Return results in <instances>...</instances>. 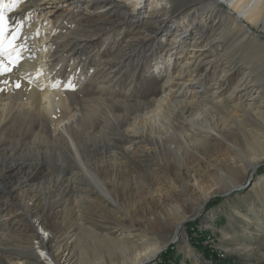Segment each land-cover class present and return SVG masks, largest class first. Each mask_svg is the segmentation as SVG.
<instances>
[{"label": "bare ground", "instance_id": "bare-ground-1", "mask_svg": "<svg viewBox=\"0 0 264 264\" xmlns=\"http://www.w3.org/2000/svg\"><path fill=\"white\" fill-rule=\"evenodd\" d=\"M186 2L180 14H193L191 19L209 17L212 25L217 23H214L217 18L226 21L227 26L213 38L227 44L224 50L219 52L210 42L203 45L202 41L193 42V49L187 55L185 40L179 42L192 31L202 36L206 24L200 27L198 22L196 25L190 20L188 26H180L173 13L159 10L156 17L153 12H146L148 22L152 19L157 23L150 37L148 27L133 31L123 42L126 52L120 51L119 56L103 60L106 50L101 45L128 23L124 19L110 20L109 14L134 4L131 9H137V16L132 22H142L146 20V14H139L144 11V0H87L86 4L82 0L4 2L8 5L4 10L5 47L8 48L12 31L19 27L14 44L20 59L12 71L0 74V131L14 123L18 132L12 142L6 137L0 138V226L7 224L9 229V238L3 235L0 242L10 244L2 247L0 264H76L74 247L80 244V235L94 233L77 222L83 218L87 206L90 214L99 209L117 218L116 213L121 211L124 218L134 220L130 207L145 208L155 202L160 178L175 173L181 178L182 173L195 172L193 163L211 151L230 150L229 166L232 165L227 176L219 174L205 185L196 177L193 179V187L199 193L195 201L199 213L216 186L223 192H234L239 187L235 184V172L255 169L264 158V135L261 134L264 131V34L253 30L258 26L264 29V0ZM28 21L32 23L28 25ZM39 23L40 27L35 28ZM162 32H172L170 43L173 45L167 48L166 60L171 63L164 70L168 76L161 97L150 105L116 97L115 101L107 99L110 91L107 88L113 85L106 82L120 77V67L134 61L141 47L152 45ZM179 48L185 52V60L177 62ZM232 50L241 59L254 58L262 70L263 76L255 88L251 85L257 82L251 80L253 71L230 67L228 53ZM209 53L212 57L206 58ZM16 55L12 53L13 61ZM224 60L229 65L222 67ZM176 62L181 66L173 77ZM176 77L179 82L173 83ZM90 85H94L93 97L86 94ZM218 111L226 117L218 115ZM244 115L259 133L245 129L242 136L249 139H243L241 148L230 139L232 133L228 131L227 119L240 123L242 120L238 119ZM120 152L126 153L129 159L147 157L149 161L143 164L146 176L134 175V168L120 160ZM207 165L213 168L211 163ZM214 167L219 173V165L215 163ZM74 169L77 173L71 172ZM41 175L46 176L40 180L43 182L33 186ZM80 181L84 186H79ZM121 186H126L129 192L120 195ZM19 188H24L22 194H16ZM185 196L194 201L186 191ZM70 199L84 209L76 210V202L73 206L65 205ZM178 208L175 204V213L179 212ZM142 217L143 227L116 222L115 237L105 238L94 233V250L104 248L101 257L113 264L148 262L165 248L159 239L165 232L166 216H161L165 224L159 225L162 233L154 239L149 236L151 223L144 219V212ZM198 230L203 231L199 227ZM176 236L179 239L178 233ZM205 241L204 238L203 243L211 250L212 246ZM216 254L223 257V253ZM95 264L103 262L95 258Z\"/></svg>", "mask_w": 264, "mask_h": 264}, {"label": "rangeland", "instance_id": "rangeland-1", "mask_svg": "<svg viewBox=\"0 0 264 264\" xmlns=\"http://www.w3.org/2000/svg\"><path fill=\"white\" fill-rule=\"evenodd\" d=\"M3 1L8 4L12 3L11 0H3ZM144 1L146 2L144 7L142 6L144 11L142 13H139L144 15L146 14L145 16L146 20L142 22L139 21L136 23H134V21L132 22V20L137 16V11H136L137 9L136 10L131 9L134 6V4L132 5L128 4L127 6H124L120 12H116L115 14H109L110 20L118 21L120 19H124V20H128V23L120 31V33L118 32L116 36L110 39L111 41L107 40V42H104V44L101 45L100 48H102L103 51L106 50L105 55L102 56L103 60H106V58H112L113 56H119L120 51L126 52L127 49L123 47L124 44L123 42L127 39L128 35L129 36L133 35L132 34L133 31H137V30L142 31L145 30L146 27H148V29H150L149 37L151 36V33L154 30V27L156 26L155 24L157 23L152 19L151 21L148 22L149 14L146 13L148 11L153 12L154 17H156L159 10H161L162 12H166L169 15L173 13V16L176 17L175 18L176 23L180 26L181 25L188 26L187 22L189 24L190 20H193L194 24L196 25H197L196 22H198V26L200 25V27L205 26L204 24H206L202 36H200V34H197V32L192 31L191 34L183 37L184 39L183 38L181 39L179 44H181L182 41L185 40L184 43H186L185 45L186 46L185 48L187 50L186 53H188L189 51H191V49H193L191 46L193 42L200 43L202 41V45L203 43L206 42L213 43L214 46L212 48L217 49L219 52L227 47V44L224 45L222 44L223 42L213 39L221 33V30L224 28V26L225 27L227 26V24H225L226 21L224 22L223 19L221 18H217L216 20L214 19L215 20L214 23L216 22L217 23L212 25L211 24L212 20L209 17H205V18L203 17L202 20L199 19V17H196L195 19L194 18L191 19L193 14H184V13L180 14L179 13L180 10L184 7V5L187 4L186 0H170V1L144 0ZM82 3L86 4L87 0H82ZM31 23L32 22L28 21V25ZM38 27H40V23L37 24L35 28ZM253 30H255V32L259 34H264V29H262L259 26L254 27ZM159 35L161 36L154 38V42L152 44L153 46L150 45L151 47L148 46L146 48L141 47V51L139 55L136 56L137 58L134 61L129 62L127 65H125L126 63H124V65L120 67V71L122 73V74L120 73V77L117 76L115 77V79H111V80L109 79L108 82H106V83L112 82L113 85L107 88V90H110L113 94L111 95V92L107 91L110 94L109 95L107 93L106 95L107 99L115 101V97H116V99H126L127 101L130 102H134V101L138 103L148 102L150 105L154 99H158L159 97H161V95L163 94L164 83L168 76L164 72V70L166 69V65L168 64L170 65L171 63V60H166L167 58L166 53L170 47L169 45L170 44L173 45L172 43H170L173 41V34L172 32H166V33L162 32ZM107 43H112V44H110V46H107L108 47L107 48L106 47ZM111 47H113L114 49H112L111 54L108 55V51L110 50ZM92 50H90L91 52H89V54L93 53ZM182 51L183 49L181 50V48L177 50L178 53L176 54V57H178L177 62L185 60L183 58L185 52L183 53ZM235 53H236L235 50H232L231 52L228 53L229 58H231L230 67H234V69H236L237 67L238 68L242 67L245 69V72L249 70L253 71L251 73V80L255 79L257 82H255L254 84L252 83L251 85H253L255 88L257 86L256 83H259L261 76H263L262 70L259 69V67H257V62L255 61L254 58L241 59L239 57L240 54L239 53L235 54ZM189 54L190 52L187 55ZM212 55H213L212 53H209L206 55V58H211ZM179 64L180 63H177L176 65L174 64V69L172 71L173 77L176 76L175 75L176 71L177 70L179 71V67L181 66V64L180 65ZM224 65H229V63L226 64L224 60L222 62V67ZM256 69L259 70L256 71ZM231 74L229 76H231ZM235 74H237V72H235ZM239 74L241 73L239 72ZM187 75H188L187 77H189L190 73ZM239 76L241 75H238V77ZM176 78L177 79H174L175 81L173 80V83L179 82L178 77ZM117 83H119L118 86L120 85V87H117L116 85ZM93 87L94 85H90V87L86 89V94L88 96L93 97V95L95 94L94 92L95 89ZM254 90L255 89H253L252 92H254ZM192 92H195V90ZM218 115L223 116L224 114L221 111H218ZM223 117L226 116L224 115ZM227 120H228V128H229L228 131L232 133V138L230 139H232L234 143L235 142L238 143V145L241 148H243V139L244 138L249 139L247 138V136H242V133L245 131V129H249L251 130V132L255 134L259 133L258 129L255 126H253V124L252 125L249 124V118L245 115L240 117V119H238V120H242V122L240 123H237L235 120H231V121L230 119ZM9 126H8L9 128H5L6 130L4 129L0 131V138L6 137L7 141L12 142L15 141L18 132L15 131L16 127L14 123L9 124ZM261 134L264 135V131H262ZM262 135L261 137H263ZM256 148H259V145H257ZM120 156H121L120 160L126 163L129 167L134 168L135 170L134 175L135 174L140 175L141 177H143V175L146 176V173H144L143 164H146L145 160L149 161L147 157L143 156V157H137L135 159L133 158L129 159L127 154L124 152H120ZM231 157L232 156L230 154V150L228 152L224 151L223 149H220L217 152L211 151L205 157H202L199 161H195L193 163L194 164L193 169L196 170L195 172L189 171V173L187 174L182 173L181 176L183 178L178 177L176 173L174 174V176L160 178V182L157 183V186L164 188L160 189L159 187V190H155V195L157 197L154 200L155 202L152 201L153 203L149 204L145 208H141L139 206L130 207L129 210L134 214V220L132 219V217L129 219L124 218L123 212L121 211L116 213L118 216L117 218H112L107 212L103 210L100 211L99 209H96L95 210L96 212L93 211V213L90 214L87 211L88 206L85 205V208L87 206V210L86 211L84 210L85 213H83L84 214L83 218H79L77 222H79L80 224L85 226V228L89 229V231L94 232L96 235L100 237L111 238V236L115 237L117 234L115 229H117L118 225L116 224L118 223L116 222H120L124 225H129L133 223L136 227H143L144 223L142 222L143 219L142 216L144 212L146 214V217L144 219L149 220L151 223L150 224L151 230L149 231V236L152 239L158 236V234H160L159 232L162 233V230L160 229L159 225L160 224L163 225L166 222V228L163 225V230L165 232L163 233L161 240L159 239L160 245L165 244V248L159 250L157 254L145 264H162L160 258L162 257V254L165 252V250L169 247H170L169 252L171 253L170 254L167 253L166 256L169 258L174 256V260L172 259L171 261L169 260L170 264H264V180H263L264 158L258 162L255 169H250V170L247 169L246 171L240 170L235 172V184L239 185L240 188L238 187L237 189L234 190V192L231 191L226 193L223 192V189H220V186H216L214 190L211 191L213 193H211V195L202 205L201 211L199 213L196 211L197 203L195 201L199 198V193L197 192V189L193 187V182H194L193 179L196 177L201 183L205 185L209 179L210 180L216 179L219 176V174L222 175L223 173L225 176H227V174L230 172V167L232 165L231 164L229 166V161L232 159ZM235 157L237 160H239L237 153L235 154ZM207 162L211 163L214 169L209 167L207 165ZM215 163L219 165L218 167V170H220L219 173L216 172V168L214 167ZM251 170L254 171L251 172ZM71 172L77 173L75 169L72 170ZM156 173H159V171H157ZM249 176L251 178H249ZM44 177L46 176L45 175L39 176V179L36 180V183L33 186L36 185L39 186V183L43 182L40 180L44 179ZM163 180H165L166 182ZM184 182H186L185 191L187 196L189 197L191 196V198H194V201H191L190 199L188 200L186 199L185 191L183 188ZM78 184L80 187L84 186L82 185L81 181ZM131 184L135 191L136 188L134 182H131ZM22 190H24V188L17 189L16 194H22ZM203 190L206 191V189ZM208 191H210V189ZM128 192L129 190H127L126 186H121L119 189L120 195ZM158 194L161 196V199L159 198ZM73 195H80L81 197H84V195L80 193H74ZM71 198L73 199V197ZM89 198H91V196H89ZM27 201L29 202L28 199ZM75 202L76 200L70 199V201L68 200L65 203V205L73 206ZM175 204L179 205L178 213H175L176 211L173 209V207L175 208ZM74 206H76V210L84 209L83 207L82 208L80 207L79 202H76ZM108 206L109 208L111 207L110 205ZM79 210L78 212H80ZM163 215L166 216L165 222H161V218H162L161 216ZM194 216H196L194 219L189 220L191 217ZM213 218L215 219V222H213ZM191 221H196L198 227L203 230L202 232H204L203 234L204 237L202 238L201 244L204 247L200 245L199 248L194 243L193 239L191 240V235L188 234L189 228H187L190 225L189 222ZM181 222H183L182 223L183 225L181 226L182 228L179 227L177 232H175V228ZM6 225L7 224L4 225L2 224L0 226L1 242H3L2 241L4 237L3 235H5L7 239L9 238L7 235L9 233V229ZM208 227L212 228L214 234H211L209 232ZM94 233H89L84 237L80 235V239H79L80 244L74 247V260L76 259L77 262L76 264H82L81 262H83L84 264H95V258L100 259L103 262V264H113L110 261H108L106 258L101 257V255L104 254V252H101V250L104 251V248L100 249L99 251L94 250L95 248L94 242L96 240ZM175 233H178L179 239H176L177 236L174 237ZM207 237H209V240L207 239ZM204 238L206 239L205 241L206 244L212 246L210 247L211 253L212 254L223 253V257H218L217 254L214 256L212 255L211 259L213 260V262L209 258L205 257L204 252L202 250H198V249H203V250L205 249L206 245L203 243ZM170 241L172 242L170 243ZM1 242H0V253H2L3 248H5L6 246L10 247V244L2 245ZM237 248L239 250H237ZM206 252L208 251L206 250ZM77 259L80 261V263H78ZM155 259H157L155 262H151L152 260Z\"/></svg>", "mask_w": 264, "mask_h": 264}, {"label": "snow or ice", "instance_id": "snow-or-ice-1", "mask_svg": "<svg viewBox=\"0 0 264 264\" xmlns=\"http://www.w3.org/2000/svg\"><path fill=\"white\" fill-rule=\"evenodd\" d=\"M17 0H12V3L15 4ZM8 5L0 0V74L12 71V68L15 67L19 63V49L15 46L14 42L19 36L20 29L17 27L11 33V38L8 40V48L5 47V39H6V19H5V8ZM10 49V50H8ZM12 53H16V58L13 61L11 59ZM7 60V63H6ZM11 64L12 67L8 65ZM19 85H17L18 87Z\"/></svg>", "mask_w": 264, "mask_h": 264}, {"label": "trees", "instance_id": "trees-1", "mask_svg": "<svg viewBox=\"0 0 264 264\" xmlns=\"http://www.w3.org/2000/svg\"><path fill=\"white\" fill-rule=\"evenodd\" d=\"M190 223V225L187 227V228H189L188 229V234L189 235H191V240L193 239V241H194V243L199 247L200 245H202L201 243H202V238L204 237V232H202V231H199L198 230V225L196 224L197 222L196 221H191V222H189ZM193 230V231H192ZM198 233V234H197ZM203 246V245H202ZM204 247V246H203ZM197 248V247H196ZM200 248V247H199ZM198 249V248H197ZM198 250H202L203 252H204V255H205V257H207V258H209L212 262H213V260L211 259L212 258V255L214 254H212L211 253V250L206 246L205 247V249L203 250V249H198ZM206 250L208 251V252H206ZM170 251V247L169 248H167L166 250H165V252L162 254V257L160 258L161 259V263L162 264H170V262H169V260H171V258L172 257H167L166 256V254L168 253V254H170L171 252H169ZM215 255V254H214ZM213 255V256H214ZM209 256V257H208ZM221 260V259H220Z\"/></svg>", "mask_w": 264, "mask_h": 264}, {"label": "crops", "instance_id": "crops-1", "mask_svg": "<svg viewBox=\"0 0 264 264\" xmlns=\"http://www.w3.org/2000/svg\"><path fill=\"white\" fill-rule=\"evenodd\" d=\"M213 222H215V219L213 218ZM209 228V232L211 233V234H214L213 232L214 231H212V228H210V227H208ZM174 255V254H173ZM172 260H174V256L171 258ZM171 261V260H170Z\"/></svg>", "mask_w": 264, "mask_h": 264}, {"label": "water", "instance_id": "water-1", "mask_svg": "<svg viewBox=\"0 0 264 264\" xmlns=\"http://www.w3.org/2000/svg\"><path fill=\"white\" fill-rule=\"evenodd\" d=\"M257 166V165H256ZM252 172V171H251ZM249 178H251L250 176H249ZM250 182V181H249ZM248 182V183H249ZM238 188V187H237ZM240 188V187H239ZM196 215H198V214H196ZM196 216H194V217H191L189 220H191V219H194ZM182 224V223H181ZM177 230H178V227H176L175 228V232H177ZM172 241H170V243H171Z\"/></svg>", "mask_w": 264, "mask_h": 264}, {"label": "built area", "instance_id": "built-area-1", "mask_svg": "<svg viewBox=\"0 0 264 264\" xmlns=\"http://www.w3.org/2000/svg\"><path fill=\"white\" fill-rule=\"evenodd\" d=\"M172 249V248H171ZM157 259H159V258H157ZM157 259H155V260H152L151 262H155Z\"/></svg>", "mask_w": 264, "mask_h": 264}]
</instances>
